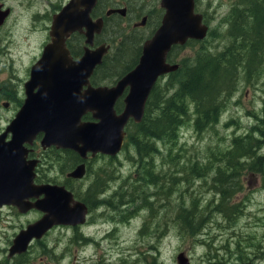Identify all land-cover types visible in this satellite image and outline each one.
<instances>
[{"label":"rangeland","instance_id":"rangeland-1","mask_svg":"<svg viewBox=\"0 0 264 264\" xmlns=\"http://www.w3.org/2000/svg\"><path fill=\"white\" fill-rule=\"evenodd\" d=\"M64 1L0 0L3 9H10L11 15L8 25L0 31L1 75L10 74L19 84L27 64L44 39L43 31L31 35L32 20H36L41 28L42 21L46 19L45 12H53ZM207 2L204 0L202 5L206 6ZM231 3L229 0L226 5ZM216 5L217 0H213L210 13ZM247 17L233 22L225 15L213 16L210 20L213 31L207 40L192 41L183 47L180 55L177 54L178 62L184 65L182 67L191 66L203 50L218 55L234 43L239 52L238 58H242L243 62L247 58L246 63L254 60L246 68L242 66L245 63H242L238 69L248 70L250 76L260 69L259 74L250 80L244 78L246 73L238 76V88L233 95L229 90L227 103L215 126L198 131L194 126L196 116L193 115L180 128L175 146L158 139L159 152L141 165L135 144H126L119 156L95 159L90 164L88 175L80 181L69 179L66 175V163L72 161L67 153L57 149H37L45 159L42 173V176L45 175L44 181L67 183L81 195L88 187L94 192L111 181L106 192L100 196L102 201H111V205L95 208L94 221L79 229L66 225L49 229L41 243L32 247L24 259L18 258L12 264H178L180 253L186 254L190 264H258L256 256L263 253L264 257V178L258 177L264 176V171L249 169L252 159L245 157L246 164L232 176V179L240 182L239 189L235 182L232 194L226 200V210L219 213L216 206L220 202L221 184L216 181V167L219 164L224 166L226 159L213 158L214 152L226 153L230 150L237 136L254 133L255 130L257 136L259 129H262L261 136L264 139V51L253 47L249 49L254 40L251 41L247 36L236 37L237 31L234 30L235 26L243 22L246 28L253 27ZM247 31L244 33L251 35ZM249 51H252L251 56L248 55ZM227 84L231 88L228 81ZM221 98V102H224L225 96L221 95ZM6 102L9 101L0 97V131L15 114L16 106L9 104L6 108L3 106ZM190 110L193 114V103L190 104ZM181 146L184 149L175 162L179 163L181 159V163L188 166L199 169L207 166L209 169L204 175L200 173L194 176L190 174L189 168H185L184 174L178 173L180 179L170 193V160L162 159L171 154L172 148L175 151ZM259 152L264 156V142ZM148 162H152L150 167L146 166ZM74 164L72 161L71 166ZM148 169L157 174L164 184L136 183L140 178L139 173ZM94 184L96 186L93 187ZM227 211L231 214L238 211L239 214L231 217ZM180 214L188 218L193 228L178 219ZM39 217L40 214L35 211L22 215L6 209L0 224L12 222L14 225L3 234H13V227L25 228ZM3 258L4 252L0 249V260ZM261 264H264V258Z\"/></svg>","mask_w":264,"mask_h":264},{"label":"water","instance_id":"water-1","mask_svg":"<svg viewBox=\"0 0 264 264\" xmlns=\"http://www.w3.org/2000/svg\"><path fill=\"white\" fill-rule=\"evenodd\" d=\"M98 0H71L55 15L52 26L54 40L46 46L43 57L34 65L32 75L26 83L27 97L21 110L8 126L12 139L5 142V134L0 135V206L13 204L22 211L37 208L43 216L29 224L15 237L10 255L25 252L33 239L42 238L54 225H82L86 222V205L74 199L72 192L65 186L53 183H35L38 160L27 159L23 143L32 141L40 131L45 132L42 139L44 148L54 144L71 147L83 158L87 152L117 155L123 148L126 125L132 118L136 123L142 121L148 98L160 75L173 72L179 64L167 62L168 52L174 44H185L190 38L204 39L208 26L203 24L202 15L195 12L194 0H163L167 14L155 36L147 41L139 65L126 75L115 87L118 91L125 86L130 92L125 99V108L119 115L107 105L104 112H97L98 122H82L81 115L75 112L65 122V113H60L59 92L62 91L63 103L77 109L81 100L74 96V89L87 84L95 67L102 62L109 46L97 49L87 47L84 55L75 61L77 70L71 69L73 76L64 71L60 81L51 86L53 93H45L44 80L50 78L51 66L57 62L71 63L65 38L75 31H83L88 26L87 43H92L95 32H100L102 24L92 21L91 11ZM10 14L0 3V28ZM68 79V80H66ZM39 91L35 92V88ZM43 89V90H42ZM89 92L84 103L101 104V92ZM68 90V91H67ZM57 92V93H56ZM68 92V93H67ZM75 109V110H76ZM74 110V111H75ZM64 116V117H63ZM20 151V155L17 152ZM86 174L85 163L79 164L68 176L83 178ZM36 198L32 201L31 198ZM178 264H190L185 253L178 255Z\"/></svg>","mask_w":264,"mask_h":264},{"label":"flooded vegetation","instance_id":"flooded-vegetation-1","mask_svg":"<svg viewBox=\"0 0 264 264\" xmlns=\"http://www.w3.org/2000/svg\"><path fill=\"white\" fill-rule=\"evenodd\" d=\"M70 1L71 0H65L64 3H62L59 8H57L51 13L46 11L44 14L46 19L42 21L43 26L41 28H39V23L36 20H32V24L30 27L31 35L36 33L37 31H43L44 39L39 43L37 53L27 64L25 74L23 77L20 78L19 84H17L15 80L11 78L10 74H7L6 76L0 74V97H4L5 100L9 101L4 103L3 106H5L6 108L9 107V104L12 107L16 106L15 114L12 120L16 117L17 113L21 110V108L25 103L27 97L26 83L31 78L34 65H36L37 62L43 57V53L46 46L52 43L54 40V35H52V26L54 24L55 15H57L62 10V8ZM194 1H195V12L202 15L203 18L202 22L208 26L207 38L208 36H210V34L213 31V29L210 26L211 24L210 20L213 16L221 17L225 15L227 19L233 22H237L239 17H237L238 14L237 15L235 14L240 12V10L243 8L242 5L244 2L243 0H230V2L232 3L230 5H226V3L229 2V0H217V5L215 9L213 10L212 13H210V9L213 7V0H208V2L205 4L206 6L202 5V3H204V0H194ZM166 14H167V8L163 5V0H98L97 1L96 5L93 7L91 11V18L92 21L94 22L96 21L102 24L101 31L95 32L94 37L92 38V43H87L88 26H84L82 32L75 31L70 35H68L65 38V46L69 51L68 56L73 62V64L63 63V62L54 63L51 66L52 71L50 73L51 75L50 78L48 80L46 79L44 80V85H45L44 94H48L51 92L53 93L55 89L51 85L55 81H60L59 78L61 75H63L64 71H66L67 75L69 76L74 75V73L71 72V69L73 68L77 70L76 66L78 64H76L75 61H78L84 55L85 49L87 47L91 49H97L98 47L103 45L109 46L108 51L103 56L102 62L95 67L91 76L88 78L89 80L88 83L87 84L82 83L80 87L77 86L74 89V96L76 97L77 95L78 99L82 101L80 106L77 109L75 108L76 110L69 103L68 104L63 103L62 91L57 90L60 94L59 95L60 113L62 114L65 113L64 124L69 122L68 118L71 117L72 115H75V112H78L77 114L81 115L82 122L96 123L99 121V119L95 117V114L100 111L104 112L107 105H110L117 115L122 113L126 105L125 99L130 92V87L129 85L125 86L123 90H121L120 88L119 91L115 87L126 75H128L133 69H135L139 65L142 55L144 54V48L147 41H149L155 36L156 32L162 26ZM10 16H8L5 23L0 28V31L4 26L8 25V21H10L9 20ZM36 17H39V15H36ZM259 34L260 32L257 35L259 36ZM207 38H205L204 40L190 39L185 44H180V43L174 44L171 50L168 52L167 62L170 64H176V63L180 64L178 62V58L175 56V51L177 52V54L180 55L181 50L187 44H190L192 41L204 42L205 40H207ZM258 40L259 41L257 43L258 45L257 50H259L260 38ZM254 42L255 40L251 42V47L253 48L255 46ZM173 72L164 73L160 75L157 80L159 82L167 81L168 83L171 79L170 77L171 73ZM97 88H103L101 92V98H102L101 104L99 105L95 103V104L87 105L86 103H84V99L89 94V92H93V91L95 92ZM153 90L154 88L152 89L151 94ZM34 91L38 92L39 87H36ZM121 104H123L122 108H120ZM12 120L10 121V123L12 122ZM10 123L2 131H0V135L5 134V142L7 143L12 139L13 136L12 132L8 131L7 129ZM44 134L45 132L40 131L36 134V136L33 138L32 141H25L23 143V151L27 159L38 160V165L35 170L36 171L35 183L41 184L48 182V183L63 185L66 187L67 190L72 192L75 200L81 201L86 205L87 207L86 222L83 225H66V226H72L73 229H79L82 226L91 224L94 221L93 210L95 208H98L104 204L111 205V201L109 200L102 201L100 198V196L106 192L108 188V184L111 181L105 183L101 190H97L94 192H91V189L88 187L85 190V192L82 193L84 195H81L80 193H78L76 189H73L67 183L60 182L59 180L44 181L45 175L42 176V173H43V164L45 162V159L42 157L41 153L37 149L38 148H42L43 150L57 149L67 153L68 158H70L73 162H75V164L71 166L72 161H68L66 163V167H68L66 171L67 172L66 175L69 179L79 180V181L82 180V178H74L68 176L69 172L75 169L79 164L85 163L86 172H87L86 174L88 175V172L91 170L90 164L93 163L95 159L102 156H108L114 158L116 156H119L122 151L116 156L105 155L101 152L93 154L92 151H89L87 152V158H83L78 151L68 146L54 144L52 146L44 148L42 145V139L44 137ZM17 154L20 155V151H18ZM74 154H76L78 157H76L73 160ZM86 174L85 176H87ZM258 178H264V176L260 175ZM31 200L34 201L36 200V198L33 197L31 198ZM6 209H10L11 211L22 215L35 211L38 214H40V217L37 220H39L43 216V212L37 208H31L27 211H22L20 207L16 205L4 204L0 206V219L2 217V213ZM31 223L33 222H29L26 225V227ZM12 225H14V223L12 222H6L4 224H0V247H1L0 249H2V251L4 252V258H3L4 260H0V264H12L18 258H20V260L24 259L25 255L31 252L32 247H34L36 244L41 243L45 238L46 234L52 228L57 226L54 225L49 231H47V233L42 238L33 239L28 249L25 252L10 255L9 250L14 242L15 237L20 233L21 230L24 229V227L19 228V226H15L13 227L14 228L13 234H6V235L3 234L5 230L9 229V227H11ZM17 228H19V230L15 232ZM84 239L88 241L87 238L84 237ZM262 255L263 253H260L259 256H256L257 257L256 262L258 264H261L264 258L262 257Z\"/></svg>","mask_w":264,"mask_h":264},{"label":"trees","instance_id":"trees-1","mask_svg":"<svg viewBox=\"0 0 264 264\" xmlns=\"http://www.w3.org/2000/svg\"><path fill=\"white\" fill-rule=\"evenodd\" d=\"M244 6L240 10L237 17L238 20L245 19L253 24V27L244 26V22L235 26L236 37L247 36L251 41L255 40V49H258V39L260 38L259 49L264 51V0H243ZM245 30L251 33H244ZM260 32L259 36L257 35ZM253 44V43H252ZM251 44L249 45V49ZM262 48V49H261ZM239 52L236 51V45L232 43L226 47L223 53L218 55L210 54L207 49L203 50L195 59V62L191 66L180 65L179 69L171 73V79L167 83L157 82L154 90L149 97L146 105L144 117L140 123L131 122L127 129L128 141L127 144H135L137 152L140 156V164H144L145 160L151 158L155 153L159 152L157 148V140L167 142L175 146L179 139V131L183 124L191 117L196 116L194 119L195 129L198 131L208 129L215 126L220 117V112L227 103V95L230 90V94L237 90L239 83L238 76L245 74V79L250 80L253 76L255 78L260 69H258L254 75L250 76L248 70L244 71L238 69L239 65L244 68L250 66L254 61L246 63L247 58L244 59L237 57ZM251 56L252 51L248 52ZM177 57V52L175 51ZM246 60V61H245ZM207 76V77H206ZM206 79V80H205ZM227 81L231 84V88L227 84ZM169 94V95H168ZM221 95L225 96L224 102ZM208 102V103H207ZM194 104V112L191 114L190 104ZM205 104V108L203 107ZM123 104L120 105V108ZM264 122V119H262ZM264 124V123H263ZM258 128V126H257ZM259 129V128H258ZM257 130L254 133H246L241 136H237L233 139L231 148L226 153L214 152L213 158L226 159L225 165H218L216 167V181L220 185V202L217 204V211L224 212L226 210V200L231 196V189L236 182V186L239 189L240 182L232 179V176L237 173V170L243 167L247 160L245 157H250L252 163H250L249 169L264 171V156L261 155L259 149L262 147L264 139L261 136L263 132L259 129V134L256 136ZM264 135V134H262ZM184 146H181L179 150L171 151V154L165 156L162 160L169 161L168 164V190L170 193L173 190L174 185H177L178 173L184 174V169L189 168L192 175H204L209 169L207 166L204 168H195L193 165L188 166L181 163V159L175 162L180 157ZM78 157L74 154L73 159ZM152 162L146 164L150 167ZM170 166V167H169ZM199 169V171H198ZM229 171L228 173H226ZM139 177L136 183L152 184L155 186L163 185L160 177L150 169L143 173H139ZM96 186L95 184L93 187ZM139 186V185H138ZM139 186V190H140ZM232 217L233 214H239L238 211H234L233 214L227 211V214ZM182 223L188 227L193 228L192 223L184 214H180L179 218Z\"/></svg>","mask_w":264,"mask_h":264}]
</instances>
